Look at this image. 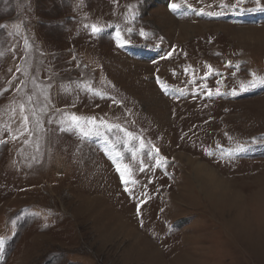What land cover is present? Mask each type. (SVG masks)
<instances>
[{
    "label": "rangeland",
    "instance_id": "rangeland-1",
    "mask_svg": "<svg viewBox=\"0 0 264 264\" xmlns=\"http://www.w3.org/2000/svg\"><path fill=\"white\" fill-rule=\"evenodd\" d=\"M0 264H264V0H0Z\"/></svg>",
    "mask_w": 264,
    "mask_h": 264
},
{
    "label": "bare ground",
    "instance_id": "bare-ground-1",
    "mask_svg": "<svg viewBox=\"0 0 264 264\" xmlns=\"http://www.w3.org/2000/svg\"><path fill=\"white\" fill-rule=\"evenodd\" d=\"M163 24V23H162ZM191 28V26H182V30L184 31V30H188V29H190ZM188 158V157H187ZM190 158V157H189ZM191 159V158H190ZM190 159H188V163L192 166V174L195 176V178H197V179H202L203 177H205L206 175H208V173L210 174V175H212L213 174V171L211 170V169H209L208 167H206L204 164H202L201 163V161L199 162V161H192V159L190 160ZM208 177V176H207ZM210 178H211V176H210ZM210 178H207V179H210ZM217 179V178H216ZM215 179V180H216ZM215 180H213L214 182H216ZM212 181V180H211ZM211 183V182H210ZM209 183V184H210ZM206 184V183H205ZM217 184H218V182H217ZM207 188H209V187H207ZM215 188H217V187H215ZM190 189V188H189ZM218 191H220V190H218ZM189 192H190V190H189ZM188 192V193H189ZM214 192V191H213ZM225 194V193H224ZM185 195V194H184ZM219 198V197H218ZM242 204V203H241ZM215 205V204H214ZM224 210H225V208H224ZM233 213V212H232ZM112 235V234H111ZM128 236H131V235H129L128 234ZM138 236V235H137ZM112 237V236H111ZM141 238H142V236H140ZM133 238V237H132ZM137 238V237H136ZM139 238V237H138ZM141 240V239H140ZM139 240V241H140ZM138 241V242H139ZM141 244L142 243H144V242H140ZM123 244V243H122ZM135 245V244H134ZM138 248V247H137ZM133 249V248H132ZM141 249V248H140ZM146 249H148V247L146 248ZM153 250V249H152ZM140 251V250H139Z\"/></svg>",
    "mask_w": 264,
    "mask_h": 264
},
{
    "label": "snow or ice",
    "instance_id": "snow-or-ice-1",
    "mask_svg": "<svg viewBox=\"0 0 264 264\" xmlns=\"http://www.w3.org/2000/svg\"><path fill=\"white\" fill-rule=\"evenodd\" d=\"M171 7H172L173 10H175L178 7V5L173 4V5H171ZM96 31H99V29H97L95 26H93V32H96ZM73 119H76V118L73 117ZM122 176H123V174H122Z\"/></svg>",
    "mask_w": 264,
    "mask_h": 264
}]
</instances>
